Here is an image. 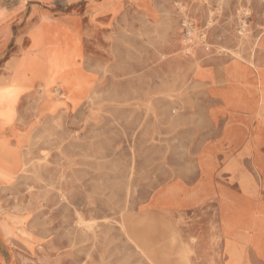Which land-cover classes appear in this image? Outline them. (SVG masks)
I'll list each match as a JSON object with an SVG mask.
<instances>
[{"label":"rangeland","instance_id":"rangeland-1","mask_svg":"<svg viewBox=\"0 0 264 264\" xmlns=\"http://www.w3.org/2000/svg\"><path fill=\"white\" fill-rule=\"evenodd\" d=\"M92 2L0 42V264H264V0Z\"/></svg>","mask_w":264,"mask_h":264},{"label":"crops","instance_id":"crops-1","mask_svg":"<svg viewBox=\"0 0 264 264\" xmlns=\"http://www.w3.org/2000/svg\"><path fill=\"white\" fill-rule=\"evenodd\" d=\"M82 0H0V42L10 40L14 36V28L15 24H18V31L16 40L23 41L26 38L29 39V44L26 46L24 44H19L28 47L31 45V29L34 24L38 23V20L41 16L43 11L47 13H51L53 15H66L70 14L69 17L63 18L64 22L70 23L74 22V17L72 13H55L51 11L53 9V5H58L57 3L63 4L65 7H72L74 4L80 2ZM94 3L92 0H88L87 9L92 8ZM19 46L17 50V54L12 56L6 63L5 69H3V74L0 76V83L5 79L4 77H8L11 75L10 66L12 59L19 55ZM38 85V80L30 86H26V90H30ZM25 90V91H26ZM24 91V92H25ZM23 92V93H24ZM22 97V95H21ZM21 99V98H20ZM20 103V101H19ZM15 137L14 134H10L8 132L0 131V140L6 141L11 145H15V141L13 140ZM7 139V140H6ZM264 140L260 142V148H264ZM258 169L260 170L261 175L264 177V167L259 166ZM225 206V205H224ZM223 208V207H222ZM230 208L228 207L227 210L230 212ZM233 208V207H232ZM228 212V213H229ZM251 224H257L259 229L262 228L264 232V208L259 210L256 214H253L250 218ZM234 227V224L232 228ZM223 228V224H222ZM260 231V230H259ZM260 236V241L263 238V233ZM260 241L258 243H260Z\"/></svg>","mask_w":264,"mask_h":264},{"label":"bare ground","instance_id":"bare-ground-1","mask_svg":"<svg viewBox=\"0 0 264 264\" xmlns=\"http://www.w3.org/2000/svg\"><path fill=\"white\" fill-rule=\"evenodd\" d=\"M13 62H14V60H13ZM14 66L16 68V65H14ZM39 75H42L41 78L44 81H48L47 79H48L49 76L47 74H39ZM7 91H11V90L8 89ZM14 92H15V90H14ZM4 117H6V119H10V117H9V115L7 113L4 114ZM22 138H23V136H22ZM8 147H9V143L8 142L0 140V159H1V161L5 162V163H6V160L10 161V160H15L17 158L16 153L14 151L8 150ZM5 166L6 165H1L0 164V168H5ZM8 221L9 220L6 221L3 218L0 224H3L5 226V228H14V225L9 224Z\"/></svg>","mask_w":264,"mask_h":264}]
</instances>
